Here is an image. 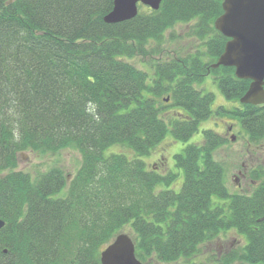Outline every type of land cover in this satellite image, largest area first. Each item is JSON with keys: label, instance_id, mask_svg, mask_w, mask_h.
<instances>
[{"label": "trees", "instance_id": "1", "mask_svg": "<svg viewBox=\"0 0 264 264\" xmlns=\"http://www.w3.org/2000/svg\"><path fill=\"white\" fill-rule=\"evenodd\" d=\"M114 1L0 0V264H102V250L127 226L146 264L197 257L229 230L248 242L212 264L264 263V167L253 171V190L228 193L215 158L224 139L213 129L175 155L185 174L180 191L157 190L176 175L140 158L170 129L187 140L212 115L214 94L196 87L209 74L239 102L218 112L240 119L250 143L264 142V104L240 102L251 80L211 66L229 39L214 26L223 0H162L108 23ZM179 23H192L187 35L200 47L166 49V31ZM169 102L177 116L163 115ZM115 144L134 157L107 155ZM70 146L82 161L69 182L56 166L36 177L16 169L22 152Z\"/></svg>", "mask_w": 264, "mask_h": 264}, {"label": "rangeland", "instance_id": "2", "mask_svg": "<svg viewBox=\"0 0 264 264\" xmlns=\"http://www.w3.org/2000/svg\"><path fill=\"white\" fill-rule=\"evenodd\" d=\"M191 25L192 23H179L174 28L166 31V49L169 51L188 52L195 46L200 47V41L187 35ZM133 61L138 66L151 70L143 60L138 58ZM196 87L201 89L202 92H212L214 94V101L211 105L213 109L212 115L203 119L199 124L198 131L187 140L176 139L170 129L164 139L151 150L150 154L147 156H141L140 158L146 162V165L150 170H153L154 164L158 163L161 159L164 163L158 165L157 170L159 173L165 175L172 172L176 175L175 179L169 183V185L165 182L160 183L157 186V190L174 189L175 191H180L185 174L183 169L176 165L175 155L183 152L184 148L189 144L202 143L204 140V130L213 129L226 139L225 142L215 151V158L221 161L225 167V184L229 191H237L238 189H241V187L238 186L235 176L237 168H241L243 164H245L246 167L251 165L264 167V142L257 145H248L247 133L243 128L240 119L234 118L226 112H218L217 109L222 105L230 108L239 102L237 103L227 99L212 75H207L202 82L196 83ZM166 97L169 96L164 94L161 96V99ZM166 103H168V101ZM178 111H180V109L169 102L163 110V115L177 116ZM229 126H232V130L226 131ZM230 133L235 135V140L226 138ZM110 153H122L129 158H132L135 155L133 149L127 145L124 146L119 144L112 145L106 150L107 155ZM81 161L82 155L80 151L71 146L52 152L28 151L20 153L19 164L16 169L28 172L33 177H36L40 172L56 166L64 170V173L68 176L67 181L69 182L73 175L77 173ZM240 181L243 182L242 187L250 188L249 191L253 190L255 187V185L252 186V183L249 180L244 182V180L241 179ZM66 192L67 187H64L55 195V197L64 196ZM213 199L215 200V198ZM123 232L131 234L132 231L127 226ZM247 242V236L238 231L229 230L228 232H221L212 243L204 244L202 246V253L199 256L188 260L212 264L217 256H222L230 252L241 253ZM188 260L187 258H180L172 263L155 262V264H188ZM233 264L249 263L236 261Z\"/></svg>", "mask_w": 264, "mask_h": 264}, {"label": "water", "instance_id": "3", "mask_svg": "<svg viewBox=\"0 0 264 264\" xmlns=\"http://www.w3.org/2000/svg\"><path fill=\"white\" fill-rule=\"evenodd\" d=\"M162 0H115L113 9L104 16L108 23L134 18L139 4L159 9ZM214 26L229 39L224 51L211 66L235 68V75L250 79L240 98L242 103L264 104V0H223V13ZM169 101V97L165 98ZM5 221L0 217V228ZM102 264H146L136 255V245L127 232H120L101 252Z\"/></svg>", "mask_w": 264, "mask_h": 264}, {"label": "flooded vegetation", "instance_id": "4", "mask_svg": "<svg viewBox=\"0 0 264 264\" xmlns=\"http://www.w3.org/2000/svg\"><path fill=\"white\" fill-rule=\"evenodd\" d=\"M209 75H211V74H209ZM215 80V79H214ZM237 122V121H236ZM243 126V125H242ZM244 128V127H243ZM229 129V130H228ZM232 130V126H229L227 129H226V131H231ZM218 134H220V133H218ZM222 136V135H221ZM226 138H230V140L232 139V140H235L236 138H235V135L234 134H229ZM224 139V142H225V137L223 138ZM247 143H248V145H253V143H250L249 142V140H248V136H247ZM254 145H257V144H254ZM164 159V158H163ZM164 162H163V160H161L160 159V161L158 162V163H155L154 164V166H153V170L154 171H156V172H158L159 173V171L157 170L158 169V165L159 164H163ZM260 167H256V165H251V166H249V167H246L245 166V164H243V166L241 167V168H237V172H236V181L238 182V186L239 187H241V189H238L237 191H229L228 190V193H230V194H235V193H247V192H250L249 191V187H247V188H245V187H242V184H243V182H241L240 180L242 179V180H244V182L245 181H250L251 183H252V186H256L257 185V183H258V181L256 180V179H254L253 178V171L254 170H256V169H259ZM248 183V182H247ZM247 183H244V184H246V185H249V184H247ZM254 189V188H253ZM215 200L216 201H220V202H223V203H225L226 202V200H225V198H221V199H217V198H215Z\"/></svg>", "mask_w": 264, "mask_h": 264}]
</instances>
